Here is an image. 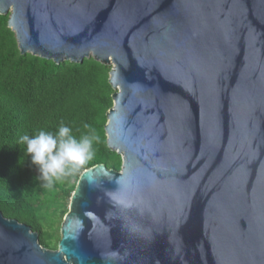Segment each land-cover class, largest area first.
<instances>
[{
  "label": "water",
  "instance_id": "95a60500",
  "mask_svg": "<svg viewBox=\"0 0 264 264\" xmlns=\"http://www.w3.org/2000/svg\"><path fill=\"white\" fill-rule=\"evenodd\" d=\"M23 54L111 65L120 170L85 169L57 249L0 211V264H264V0H0Z\"/></svg>",
  "mask_w": 264,
  "mask_h": 264
},
{
  "label": "trees",
  "instance_id": "16d2710c",
  "mask_svg": "<svg viewBox=\"0 0 264 264\" xmlns=\"http://www.w3.org/2000/svg\"><path fill=\"white\" fill-rule=\"evenodd\" d=\"M9 16L0 13V211L30 225L44 247L57 249L82 172L99 163L122 167V155L108 145L105 129L107 112L114 105L112 66L94 57L56 63L23 54ZM61 124L77 139L84 135L98 139L93 140L92 159L47 187L19 140L40 130L55 134Z\"/></svg>",
  "mask_w": 264,
  "mask_h": 264
},
{
  "label": "clouds",
  "instance_id": "9594fccd",
  "mask_svg": "<svg viewBox=\"0 0 264 264\" xmlns=\"http://www.w3.org/2000/svg\"><path fill=\"white\" fill-rule=\"evenodd\" d=\"M94 139L98 137L84 135L77 139L70 127L61 124L55 134L40 130L34 136L24 134L19 143L26 145V152L32 164L37 166L40 178L45 181V186L51 187L93 158Z\"/></svg>",
  "mask_w": 264,
  "mask_h": 264
},
{
  "label": "rangeland",
  "instance_id": "374dc122",
  "mask_svg": "<svg viewBox=\"0 0 264 264\" xmlns=\"http://www.w3.org/2000/svg\"><path fill=\"white\" fill-rule=\"evenodd\" d=\"M70 203V202H69ZM59 233L61 234V231L59 230Z\"/></svg>",
  "mask_w": 264,
  "mask_h": 264
}]
</instances>
